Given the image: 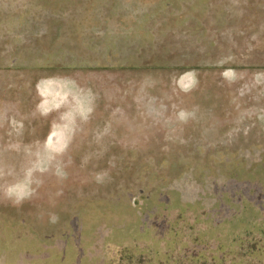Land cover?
I'll return each mask as SVG.
<instances>
[{
	"label": "rangeland",
	"instance_id": "obj_1",
	"mask_svg": "<svg viewBox=\"0 0 264 264\" xmlns=\"http://www.w3.org/2000/svg\"><path fill=\"white\" fill-rule=\"evenodd\" d=\"M0 264H264V0H0Z\"/></svg>",
	"mask_w": 264,
	"mask_h": 264
}]
</instances>
